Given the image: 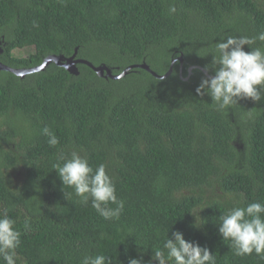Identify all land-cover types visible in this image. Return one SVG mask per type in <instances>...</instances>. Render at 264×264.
<instances>
[{
    "label": "trees",
    "instance_id": "1",
    "mask_svg": "<svg viewBox=\"0 0 264 264\" xmlns=\"http://www.w3.org/2000/svg\"><path fill=\"white\" fill-rule=\"evenodd\" d=\"M260 31L264 0H0L6 66L32 68L78 50V59L113 75L141 64L158 76L172 69L160 78L134 67L120 79L84 64L79 75L54 63L24 79L0 72V213L22 233L17 264H81L97 254L148 264L152 247L174 231L209 248L217 264H264L255 254L235 256L218 231L227 209L264 203V101L221 113L196 93L214 74L204 71L215 43ZM27 47L35 53L14 55ZM71 150L93 169L107 166L125 202L118 220L66 199L52 165Z\"/></svg>",
    "mask_w": 264,
    "mask_h": 264
},
{
    "label": "clouds",
    "instance_id": "2",
    "mask_svg": "<svg viewBox=\"0 0 264 264\" xmlns=\"http://www.w3.org/2000/svg\"><path fill=\"white\" fill-rule=\"evenodd\" d=\"M257 41L260 46H256ZM245 46L250 51H245ZM210 54L212 63L205 67V71L214 74L202 78L196 93L210 97L214 110L221 113L229 111L241 100L264 101V31L253 37L228 36L215 43ZM252 114L253 110H249L248 115ZM42 134L50 147L59 144L58 137L50 128L44 127ZM58 159L61 162L54 163L52 167L62 182L67 200L74 196L83 206L91 203L104 220L120 218L125 202L117 197L115 183L105 164L93 169L87 157L76 150ZM66 188L71 189V193H66ZM193 216L196 218L194 227L199 229L204 223L198 214ZM219 221V234L235 256L255 254L264 260V203L232 207L220 215ZM16 223L6 211L0 213V261L4 264H17L22 233ZM23 227L25 232L31 231L28 219ZM152 249L154 255L148 264H217L216 256L209 248L186 240L180 231H174L171 238L167 233L162 246ZM81 264H111V261L104 254L85 255ZM129 264H143V258H130Z\"/></svg>",
    "mask_w": 264,
    "mask_h": 264
},
{
    "label": "water",
    "instance_id": "3",
    "mask_svg": "<svg viewBox=\"0 0 264 264\" xmlns=\"http://www.w3.org/2000/svg\"><path fill=\"white\" fill-rule=\"evenodd\" d=\"M77 53H78V50H76L75 53L71 57H68V58L63 55H60V56L51 55V56H48L41 65H38L32 68H24V69L11 68L0 62V72L1 71L12 72L13 74L24 79L27 75L44 72L46 68L53 63L56 64L58 67H63L72 75H79L80 71H79L78 65L84 64V65L91 67L100 77H105V78L110 77L112 79H120L122 77H125L127 73L134 67H140V68L146 69L160 78H166L172 71V69H170V71L166 75L158 76L155 72H153L149 68V66H147L146 64H141V65H133L131 67H128L119 75H113L111 70L106 65H101V66L96 67L95 65H93L91 62L87 60L78 59ZM180 60L181 62L183 61L182 57H180ZM192 68L193 67L189 68V76L185 80L189 79L191 72H192ZM204 72L208 75L206 71Z\"/></svg>",
    "mask_w": 264,
    "mask_h": 264
},
{
    "label": "rangeland",
    "instance_id": "4",
    "mask_svg": "<svg viewBox=\"0 0 264 264\" xmlns=\"http://www.w3.org/2000/svg\"><path fill=\"white\" fill-rule=\"evenodd\" d=\"M34 53H35V48L34 47H27V48H24V49L15 50L14 55L16 57L27 58L30 55L34 54Z\"/></svg>",
    "mask_w": 264,
    "mask_h": 264
}]
</instances>
